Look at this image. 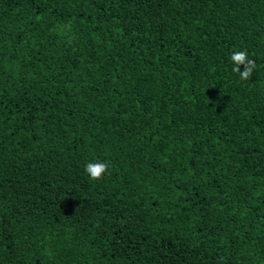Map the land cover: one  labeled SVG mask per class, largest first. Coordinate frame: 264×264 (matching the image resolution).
<instances>
[{"label":"trees","instance_id":"1","mask_svg":"<svg viewBox=\"0 0 264 264\" xmlns=\"http://www.w3.org/2000/svg\"><path fill=\"white\" fill-rule=\"evenodd\" d=\"M0 264H264V0H0Z\"/></svg>","mask_w":264,"mask_h":264},{"label":"clouds","instance_id":"2","mask_svg":"<svg viewBox=\"0 0 264 264\" xmlns=\"http://www.w3.org/2000/svg\"><path fill=\"white\" fill-rule=\"evenodd\" d=\"M231 60L234 62L232 71L238 73L241 80H248L254 67L255 61L248 58L246 51H237L231 55ZM245 65L244 70L240 71L239 65ZM84 171L92 181H99L108 171V165L103 162L88 163L85 165Z\"/></svg>","mask_w":264,"mask_h":264}]
</instances>
